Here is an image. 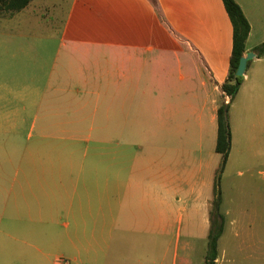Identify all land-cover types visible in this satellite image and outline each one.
<instances>
[{
	"label": "crops",
	"instance_id": "0c3cea01",
	"mask_svg": "<svg viewBox=\"0 0 264 264\" xmlns=\"http://www.w3.org/2000/svg\"><path fill=\"white\" fill-rule=\"evenodd\" d=\"M76 2L79 5V0ZM120 6H126L128 12L140 11L145 3H80L79 11L91 21L86 23L91 34L72 37L76 40L74 50L91 47L88 51L105 57L106 66L100 68V73L108 77L107 101L115 104L121 99L127 105L141 95L146 101L148 92L141 51L115 43L123 38L139 41L140 37L129 34L131 22ZM29 7L30 4L18 13ZM74 8L50 71L47 98L30 84V36L10 27L15 13L0 14V264H170L169 259L177 264L180 217L184 212L179 202L194 201V210L204 218L203 230L211 228V216L219 215L214 178L215 155L221 156L216 151L218 110L231 101L222 92L229 72L212 91L205 81L197 90L190 73L176 78L165 73L166 80L162 75L155 83L157 90L171 89L173 79L186 88L170 93L176 101L167 103L166 114L158 117L159 125L152 131L153 145L100 143L87 146L78 157L72 155L77 154L75 146L30 148V121L32 131L36 121L41 122V137L69 136L65 128L66 79H74L71 86L81 93L91 83L84 76L85 68H68L60 63L61 53L66 54L65 38L75 16ZM120 12L119 18L112 16ZM133 24L140 26L138 22ZM232 31L233 50V25ZM245 53H249L247 48ZM109 57L118 58L116 66L112 63L109 67ZM255 60H261L258 54ZM216 70L221 72L219 67ZM252 80L253 84L249 83L250 78L245 75L240 89L244 107L258 99L264 101V93L257 91V79ZM114 88L117 91L112 94ZM96 92L90 94L96 96ZM185 95L187 99L180 100ZM152 102L163 105L161 100ZM44 103L47 106L42 114ZM178 118L180 130L175 127ZM78 121L75 124L81 123ZM94 132L97 131L90 129L88 136ZM98 132L104 137L103 131ZM26 133L27 143L23 144L21 138ZM120 133L128 137L149 136V130L141 128ZM82 134L77 131L69 137L81 142L78 137ZM183 163L186 169H180ZM204 170L207 178L203 177ZM254 215L261 216L259 212ZM218 261L219 257L215 264ZM189 262L187 258L184 263Z\"/></svg>",
	"mask_w": 264,
	"mask_h": 264
},
{
	"label": "rangeland",
	"instance_id": "374dc122",
	"mask_svg": "<svg viewBox=\"0 0 264 264\" xmlns=\"http://www.w3.org/2000/svg\"><path fill=\"white\" fill-rule=\"evenodd\" d=\"M142 1L145 6H141L140 11L131 9L128 12L126 6H120L125 12V18L131 22L129 34L140 37L139 41L123 38L121 41L117 39L115 43L121 48H138L141 51L148 92L146 101L142 95H136L135 102L127 105L122 104L121 99L115 104L107 101L108 77L104 72L100 73V68L106 66L105 57H97L94 50L88 51L91 47L74 50L76 40L72 34H91L90 27L86 24H91V21L78 7L80 3L91 5L92 0H79V5L76 0H33L28 9L15 13L16 17L10 27L30 36V84L38 87L47 98L50 71L56 63L65 25L75 6V16L71 19L65 38L67 47L64 51L67 56L61 53L60 63L66 64L68 68H85L84 76L91 81L81 93L77 92L75 86H71L74 79H66L65 128L70 133L69 136L77 131L83 132L78 137L81 142L72 141L69 136L41 137V122L38 120L34 131L31 130L30 121V148L75 146L77 154L72 155L78 157L83 155L87 146H97L100 143L153 145L155 137L152 131L159 125L158 117L166 114L167 103L176 101L170 93L186 88L185 84L174 83L173 79L171 89L157 90L155 83L162 75L166 80L165 73H172L175 78L183 73L186 76L190 73L193 85L199 91L202 89V81L208 84L207 89L210 91L222 83V77L229 72L233 33L222 0ZM236 2L242 7L251 25L246 48L249 52L256 53L264 44V0ZM1 13L10 14L6 10H0ZM120 15L121 12L112 16L119 18ZM133 22H138L140 26H135ZM259 59L261 60H251L249 72L245 75L249 76V83L252 84V79L256 78L257 91L264 93V56ZM109 60V67H112V63L116 66L118 58L109 57ZM93 91H97L96 96L90 94ZM111 91L113 94L117 90L114 88ZM154 99L161 100L163 105L153 104ZM185 99L187 95L180 98ZM233 100L228 111L231 134L229 156L224 161L222 156L215 155L218 216L224 223V233L218 245L217 264H264V101L258 99L244 107L243 91H239ZM46 106L44 103L42 114L45 113ZM78 120L81 123L75 124ZM175 127L176 130L181 129L179 118L175 120ZM140 128L149 130V136L128 137L120 133ZM90 129L97 132L88 136ZM98 131H103L104 137ZM21 139L26 144L27 133ZM179 140L180 138L177 139L178 142ZM207 157L205 152L204 159ZM180 166V169L187 168L185 163ZM203 177L207 178L205 170ZM179 207L184 208V212L180 217L177 264H185L187 258L190 261L188 264H208L210 231L214 229V221L219 223L221 220L217 216H211V228L203 230L204 218L194 210V201H180ZM255 212H259L261 216L256 217ZM172 236L174 242L175 233ZM169 262L172 264L171 259Z\"/></svg>",
	"mask_w": 264,
	"mask_h": 264
},
{
	"label": "trees",
	"instance_id": "16d2710c",
	"mask_svg": "<svg viewBox=\"0 0 264 264\" xmlns=\"http://www.w3.org/2000/svg\"><path fill=\"white\" fill-rule=\"evenodd\" d=\"M32 1L33 0H0V10L18 13L27 8ZM223 3L234 29L230 71L225 83L222 85V92L226 97H230L231 101L229 104L223 103L218 110V139L216 151L224 158V161H226L229 156L231 137L228 123V111L231 102L240 91L244 82V78L237 77L236 73L240 60L246 52V41L249 38L251 26L243 10L235 0H223ZM256 53L259 58L264 56V44ZM217 204L218 202L215 203L216 207ZM219 219L221 222L217 223L214 221V229H211L209 235V252L207 256L208 264H215V261L218 259L219 240L224 233V223L222 222L221 217H219Z\"/></svg>",
	"mask_w": 264,
	"mask_h": 264
},
{
	"label": "water",
	"instance_id": "95a60500",
	"mask_svg": "<svg viewBox=\"0 0 264 264\" xmlns=\"http://www.w3.org/2000/svg\"><path fill=\"white\" fill-rule=\"evenodd\" d=\"M256 58L257 54L254 52L244 53L240 60L239 67L236 73L237 77H244L247 71L248 63Z\"/></svg>",
	"mask_w": 264,
	"mask_h": 264
},
{
	"label": "built area",
	"instance_id": "2783aa9c",
	"mask_svg": "<svg viewBox=\"0 0 264 264\" xmlns=\"http://www.w3.org/2000/svg\"><path fill=\"white\" fill-rule=\"evenodd\" d=\"M229 102H227V104H228Z\"/></svg>",
	"mask_w": 264,
	"mask_h": 264
}]
</instances>
